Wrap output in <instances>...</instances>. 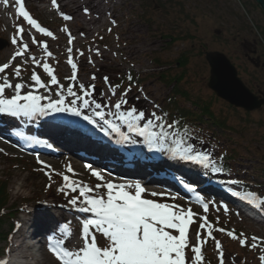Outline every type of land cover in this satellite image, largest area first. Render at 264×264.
<instances>
[{"label": "rangeland", "instance_id": "1", "mask_svg": "<svg viewBox=\"0 0 264 264\" xmlns=\"http://www.w3.org/2000/svg\"><path fill=\"white\" fill-rule=\"evenodd\" d=\"M26 3L25 7L33 18L52 31L56 39L44 36L28 25L17 15V7L10 8L5 16L1 15L0 66L8 63L9 68L0 74V83L7 79L13 84L31 86V74L36 72L50 85V78L42 68V63L47 62L55 69L60 83L68 87L72 69L67 63V50L71 47L72 57L79 68L77 83L85 87L95 84L99 100H111L114 104L122 91L117 89L116 96H111V89L104 84V76L116 85L131 75L136 83L132 84V91L127 97L129 105L145 110L146 115L152 111L162 114L161 109L171 103H176L182 110L191 109L198 113L201 106L209 105L215 121H225L228 129H221L217 124L218 127L214 125L211 128L205 125L208 129L193 136L192 143L197 150H207L217 161L225 151H236L239 157L235 163H229L232 170L227 178L238 179L241 181L239 186L249 185L264 194V108L246 113L220 100L208 88L210 68L205 60L207 52L226 55L245 85L258 96L264 95V69L250 62L248 56L254 55L244 48L247 45L252 49L251 45L257 41L259 54L264 55V11L254 0H57L56 5L52 0H30ZM84 9L88 10L87 14ZM61 13L72 19L65 21ZM18 27L38 37L33 43L30 37L23 36L20 43H27L29 51L24 57L13 59L15 52L21 48L20 43L16 46L11 43ZM65 28L75 36L71 45L67 33L63 31ZM43 43L49 45L52 58L45 55ZM97 49L99 55L96 54ZM80 51H83V56L78 55ZM32 56L40 62L39 65L33 63ZM183 57L188 60L186 66L180 64ZM89 59L94 63H89ZM102 64L105 66L103 69L99 68ZM17 66L22 70L20 77L14 75ZM93 74L95 80L91 79ZM176 78H180L179 82H174ZM50 87L55 98L58 89ZM28 90L26 87L23 91ZM40 93L46 94L44 89H40ZM5 94L10 97L13 92L6 89ZM184 94L189 98H185ZM65 130L61 139L67 145L65 137L70 132ZM74 136L68 138L70 148L80 142L92 143L89 137ZM169 166L183 171L175 163ZM148 171L145 169L146 175ZM65 175L93 189L97 183H102L73 156L64 155L49 160L39 158L38 161L36 157L24 155L0 142V182L8 184V200L0 209V264H28L34 257L39 259L41 256L50 264H56L47 252L44 251L45 256L40 252L41 241L47 242L49 234L55 232L58 225L69 224L71 217L83 216L68 203L77 194L66 188ZM104 176L107 178H104L105 182L114 180V177ZM145 189V198L160 203H175L198 214L194 226H191L190 241L194 245L195 233L200 231L201 238L207 240L203 246L204 264L208 261L209 264H219L220 253L215 248V241L207 237V226L199 229V224L203 222L200 217L205 215L202 208L168 190L156 187ZM99 192L104 194L105 189L101 188ZM151 192L158 195L153 197L149 195ZM223 192L228 193L227 190ZM171 196H176V199H170ZM207 217L213 236L221 242L223 264H263L260 257L264 255V223L248 220L229 208L226 212L224 207L216 205L210 206ZM37 223H48V226L45 231L38 232ZM229 231L238 238H230L227 235ZM19 233L21 236L15 241ZM93 233L98 235L104 246L106 238L101 239L100 233L94 230ZM28 235L31 237L27 246L35 247L34 256L21 259L20 252L14 255L11 249L14 245L18 249ZM253 237L258 238L256 248L251 247ZM242 238L247 239L246 245L240 243ZM24 251L30 253L28 248ZM192 255L188 250L187 256L191 258Z\"/></svg>", "mask_w": 264, "mask_h": 264}, {"label": "snow or ice", "instance_id": "2", "mask_svg": "<svg viewBox=\"0 0 264 264\" xmlns=\"http://www.w3.org/2000/svg\"><path fill=\"white\" fill-rule=\"evenodd\" d=\"M17 14L22 17L28 25L44 36L56 39L52 31L33 18L25 7V0H15ZM7 6L8 0H4ZM56 5L57 0H52ZM87 14L88 10L84 9ZM65 21L72 19L71 16L61 13ZM113 23H115L113 21ZM68 35V43L72 44L74 37L67 28L63 29ZM17 35L11 39L13 46L23 41L24 28L16 29ZM33 43H36L33 40ZM42 48L48 58L53 53L48 50L49 45L43 43ZM29 51L27 43H22L21 48L15 52L13 59L24 57ZM67 63L71 66L72 75L70 84L65 87L60 83L55 74V69L47 62L42 63L43 72L50 78V85L55 86L58 91L53 98V89L46 84L40 74L33 72L31 81L33 85L25 83H11L7 79L0 83V114L7 115L17 120L23 118L27 121H35L39 118L52 117L54 123L62 125L69 130H76L82 134L102 135L114 144L117 150H127L133 159H138L146 153L167 158L176 163H188L198 166L210 173L221 175L224 167L216 162L207 150H197L192 143V137L185 128L181 134L179 121L168 123L167 118L156 111L146 115L145 110L138 109L135 105H129L128 94L132 91L131 81L133 77L128 76L129 86L120 92L119 99L114 104L109 100L105 102L97 99L95 84L85 87L78 84V64L72 57V48H68ZM99 55V49L96 50ZM78 55L83 56V51ZM33 63L40 64L35 56L30 57ZM89 63H94L89 59ZM9 68L5 63L0 66V74ZM21 68L17 66L14 70L15 77L21 76ZM96 79L95 74L91 77ZM105 86L111 89V96H116L120 85H113L108 76L103 77ZM28 87L29 90H23ZM6 89L12 90L13 94L7 96ZM44 89L46 94H41ZM102 96L103 93H100ZM158 107V106H157ZM16 136L22 138L29 146L45 144L52 148V144L41 139L25 135L23 131H17ZM146 150V153H145ZM39 161V156H37ZM91 175L96 178L95 189L90 186L78 184L65 175L63 177L66 188L77 195L72 197L68 203L81 214H90L83 217L82 239L83 244L76 250H70L64 240L73 235V230L68 223L58 225L57 230L48 237V248L57 260L58 264H204L203 246L206 239L201 238L200 231L194 236L195 244L190 241V228L196 222L198 216L191 208H183L175 203H160L154 199L145 198V187L141 182L114 183L104 180L102 170H96L92 164L86 165ZM68 171L72 169L69 167ZM177 184L190 193L195 194V202L200 205L204 216L199 224L203 230L207 226V237L215 241V248L220 253V264H223V249L221 242L213 236L211 225L208 223L207 213L214 201L206 202L205 197L199 193L195 186L183 178L174 177ZM224 183L238 186L241 181L229 179ZM105 189L104 194L99 190ZM63 192L64 189H61ZM228 191L234 197L247 202L250 206L255 205L264 213V199H260L249 191L240 196L237 191ZM149 195L155 197L156 192ZM170 199L175 200L176 196ZM217 210H219L217 208ZM224 211H228L224 206ZM91 230L102 234L106 238L104 246H98L97 237ZM223 232L224 229H219ZM227 235L237 239V235L229 231ZM251 247L256 248L258 238H252ZM242 245L248 243L246 238L240 239ZM193 254L187 256V251ZM264 262V255L260 257Z\"/></svg>", "mask_w": 264, "mask_h": 264}, {"label": "water", "instance_id": "3", "mask_svg": "<svg viewBox=\"0 0 264 264\" xmlns=\"http://www.w3.org/2000/svg\"><path fill=\"white\" fill-rule=\"evenodd\" d=\"M264 11V0H254ZM205 60L210 68L208 88L230 106L251 113L264 108V97L256 96L241 80L238 70L219 52H207Z\"/></svg>", "mask_w": 264, "mask_h": 264}, {"label": "trees", "instance_id": "4", "mask_svg": "<svg viewBox=\"0 0 264 264\" xmlns=\"http://www.w3.org/2000/svg\"><path fill=\"white\" fill-rule=\"evenodd\" d=\"M170 39V38H169ZM174 41V39H171ZM186 63L188 64V60L183 57L182 61H180L181 66H186ZM180 78L174 79V82H179ZM132 81H135V79H132ZM257 95V94H255ZM185 98H189L186 94H184ZM196 104V103H195ZM197 105V104H196ZM200 113L198 112H193L191 109L190 110H182L181 108L178 107L176 103H171L170 106L166 108H162V114L167 118L168 123H174L175 121H179V128L181 131V134H183V130L186 128L188 130V133L193 137L196 134L199 135L201 130H206L208 129L207 127L205 128V125H208L210 128L213 127L216 124L222 128H227V124L225 121H215V117L213 113L211 112V108L209 105H203L201 106L200 109H198ZM216 126V127H218ZM228 129V128H227ZM217 136H215V139ZM238 153L236 151H225L222 154V158L219 163H221V166L224 167V169L227 172H231L232 166L229 165L230 162L235 163L237 161ZM7 182L1 181L0 182V209H2L8 200L7 197ZM259 187V186H258ZM244 189L246 190H254L257 193H260V190L255 188L249 187V185L244 186ZM13 220V219H12ZM1 224L2 220L0 218V229H1ZM209 264V261L206 263Z\"/></svg>", "mask_w": 264, "mask_h": 264}, {"label": "bare ground", "instance_id": "5", "mask_svg": "<svg viewBox=\"0 0 264 264\" xmlns=\"http://www.w3.org/2000/svg\"><path fill=\"white\" fill-rule=\"evenodd\" d=\"M30 0H25V4H28V3H26V2H29ZM33 1H35V0H33ZM8 2H11V3H8L7 4V6L5 5V3H4V0H0V18H2V16H5L6 15V13L7 12H9V9L11 8L12 9V7H17V5H16V3L15 2H12V0H8ZM2 15V16H1ZM18 15V14H17ZM14 17V16H13ZM16 17V16H15ZM1 20V19H0ZM23 36H27V37H30L31 38V41L32 40H34V39H36L38 36L37 35H34V36H32L28 31L27 32H24L23 33ZM75 37V36H74ZM21 44V43H20ZM105 66L102 64V65H100V67L99 68H101V69H103ZM55 131V130H54ZM57 133H59L58 135V137H57V142L61 145H64V146H66V147H69L70 145V143L66 140V138H65V140L67 141V145H65V144H63L64 142H62L63 140L61 139V137H62V133H64L63 132V128H59L58 129V132ZM53 136H55V135H53ZM77 136V138H78V135H76ZM69 138V137H68ZM74 138H75V136H74ZM95 136H90V139H92L93 141H95ZM55 142H56V140H55ZM59 148H57V153H58V151L60 150H58ZM89 151L88 150H86V153H88ZM61 153H63V152H61ZM113 153H117V154H119L120 156L123 154V156H125L126 155V153H121V152H119V151H112V152H110V153H108V155H107V158H109V157H114V155H113ZM60 153H58L57 155H55L56 157H58V155H59ZM120 166H123V165H120ZM115 174H118L119 172H120V168H118V167H115V170L113 171ZM139 172H141L140 174L141 175H146L145 173H144V170H140ZM122 173H123V169H122ZM147 183H146V185L147 186H150L151 185V180L150 179H148L147 181H146ZM152 182L154 183V184H157V185H159L158 183H156V181H154L153 179H152ZM255 207L254 206H252L251 208H242V209H240V211H242L244 214H246V215H253V214H255L256 212H255ZM261 212V211H260ZM262 213V212H261ZM263 214V216H264V213H262ZM36 217L37 216H35L34 218L36 219ZM37 222V221H36ZM36 222H35V224H36ZM82 222H83V220L82 219H79V222H78V225H77V230H73V235H72V237L71 238H69L68 236H65V238H66V240L65 241H68V242H66V245L68 246V247H71V249L72 250H76V249H78L79 247H81L82 246V244H83V239H82ZM38 224V226H39V228H38V232H42V231H45V229H46V227L48 226V223H47V225H46V223L44 224H39V223H37ZM46 225V226H45ZM22 231L23 230H21L20 232L22 233ZM21 233H19V235H16V237H15V241H16V239L18 240L19 238H20V236H21ZM53 234V233H52ZM19 237V238H18ZM31 236L30 235H28V236H26V238H24V242L23 243H21V246L18 248V249H16V246L14 245L13 247H12V249H11V251H12V253L15 255L16 254V252L18 251V252H20L19 253V256H20V258L21 259H24V258H27V259H29V257L30 256H34L33 254H34V252H35V250H34V246L32 245H30V246H27V245H29L28 243H27V240L30 238ZM42 245L40 246V248H39V250H40V252L42 253V255H44V251L46 252L47 251V248H48V245H46V246H44V243H41ZM30 249V253H28V254H26L25 253V251H24V249ZM45 256V255H44ZM54 261V260H53ZM28 264H50L45 258H42V256L39 258V259H36L35 257L32 259V262H30V263H28Z\"/></svg>", "mask_w": 264, "mask_h": 264}, {"label": "flooded vegetation", "instance_id": "6", "mask_svg": "<svg viewBox=\"0 0 264 264\" xmlns=\"http://www.w3.org/2000/svg\"><path fill=\"white\" fill-rule=\"evenodd\" d=\"M252 49H250L247 45H244V48H248L250 53L254 55V57L248 56V59L252 64H254L256 67H260L264 69V55L259 54V46L258 42L255 41L254 45H251ZM264 97V95H262Z\"/></svg>", "mask_w": 264, "mask_h": 264}]
</instances>
